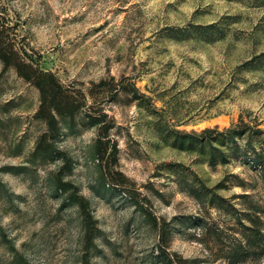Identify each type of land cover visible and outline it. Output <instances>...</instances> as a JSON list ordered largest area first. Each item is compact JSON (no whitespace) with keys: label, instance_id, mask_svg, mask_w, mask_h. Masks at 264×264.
Instances as JSON below:
<instances>
[{"label":"rangeland","instance_id":"374dc122","mask_svg":"<svg viewBox=\"0 0 264 264\" xmlns=\"http://www.w3.org/2000/svg\"><path fill=\"white\" fill-rule=\"evenodd\" d=\"M0 22L33 64L0 59V264H264V135L197 140L264 133V0H0Z\"/></svg>","mask_w":264,"mask_h":264},{"label":"trees","instance_id":"16d2710c","mask_svg":"<svg viewBox=\"0 0 264 264\" xmlns=\"http://www.w3.org/2000/svg\"><path fill=\"white\" fill-rule=\"evenodd\" d=\"M6 28L4 27V24L0 22V59L6 62L12 61L13 63H18L19 67L17 69L19 72L21 68H27L32 69L33 65L32 61H29V65L24 64L23 58H21L18 54V52L13 50V45L10 44L9 36L5 33ZM25 58V57H24ZM32 72H35L32 70ZM35 74V73H33ZM34 79H36V82L40 88L41 95L43 96V102L41 107V112L45 109H49L47 107L46 100L49 98L50 101H52L51 104H53V110H57V112H61L66 107L62 102L64 101V97L62 95L61 87L58 85V82L54 79V77L47 73V72H38L36 75L33 76ZM54 116L51 115L49 118V121H54ZM209 134H216L214 137L209 138H198V142L201 145H204L205 143L209 142H219L222 146L227 145H234V147H237V141L238 139H244L253 141L254 143L260 142L259 138L261 135H264L262 131L253 130L250 131L248 127H244L240 130H231L226 129L223 132H217V131H206ZM205 132V133H206ZM217 132V133H216ZM254 138V140H253ZM247 152V151H246ZM239 155L240 151L236 150V154L239 156H245L247 153Z\"/></svg>","mask_w":264,"mask_h":264}]
</instances>
